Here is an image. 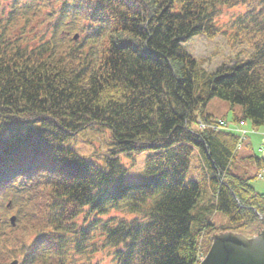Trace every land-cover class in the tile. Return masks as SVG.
Here are the masks:
<instances>
[{
  "label": "trees",
  "instance_id": "trees-1",
  "mask_svg": "<svg viewBox=\"0 0 264 264\" xmlns=\"http://www.w3.org/2000/svg\"><path fill=\"white\" fill-rule=\"evenodd\" d=\"M225 9L239 13L223 28ZM229 32L248 49L232 65L208 71L185 45ZM216 97L242 105L234 123L264 126V0H0V264H76L105 248L113 264H198L212 233L253 234L264 193L231 172L240 136L192 127L214 122ZM94 126L112 132L103 167L65 145ZM195 147L235 227L193 229ZM147 150L150 177L124 183L117 155Z\"/></svg>",
  "mask_w": 264,
  "mask_h": 264
},
{
  "label": "rangeland",
  "instance_id": "rangeland-1",
  "mask_svg": "<svg viewBox=\"0 0 264 264\" xmlns=\"http://www.w3.org/2000/svg\"><path fill=\"white\" fill-rule=\"evenodd\" d=\"M238 13L239 10L237 9H225L218 19L223 28H226L232 19L231 17ZM185 45L192 55L204 60L202 66L208 71L215 70L224 64L232 65L246 57L248 51L245 45L232 44L230 32L228 35H217L213 39L199 35L190 39ZM206 112L210 113L217 121L225 119L229 127L234 129V116H240L243 107L240 104H234L233 106L230 101L216 97L208 102ZM192 127L202 128L198 123H193ZM242 128L246 129L247 134L245 138L241 135L242 139L238 152L230 162L231 172L243 177H250V184L255 190L258 193H264V168H261L257 163V158H264V126L255 127L250 120H247ZM111 133L109 128L103 126L86 128L66 140L65 145L75 150L80 156L103 167L109 154L108 150L112 147ZM152 152L147 150L138 153H119L117 155L126 168L123 175L124 183L141 181L150 177L147 172V163ZM215 175L216 170L206 153L195 147L186 177L187 181L196 180L201 185L199 202L192 210V214L198 215L200 219L193 221V229H197L201 222L207 223L209 221L219 227H235L237 225L227 215L213 207L217 187V181L214 179ZM256 226L252 229L254 234L258 231ZM202 239L205 241L206 236H203ZM110 251L109 248H105L88 258L86 256L80 257L76 264H113L114 261Z\"/></svg>",
  "mask_w": 264,
  "mask_h": 264
},
{
  "label": "water",
  "instance_id": "water-1",
  "mask_svg": "<svg viewBox=\"0 0 264 264\" xmlns=\"http://www.w3.org/2000/svg\"><path fill=\"white\" fill-rule=\"evenodd\" d=\"M258 216L262 227L254 235L231 230L213 233L210 248L199 264H264V215Z\"/></svg>",
  "mask_w": 264,
  "mask_h": 264
},
{
  "label": "flooded vegetation",
  "instance_id": "flooded-vegetation-1",
  "mask_svg": "<svg viewBox=\"0 0 264 264\" xmlns=\"http://www.w3.org/2000/svg\"><path fill=\"white\" fill-rule=\"evenodd\" d=\"M258 227H260V225Z\"/></svg>",
  "mask_w": 264,
  "mask_h": 264
}]
</instances>
